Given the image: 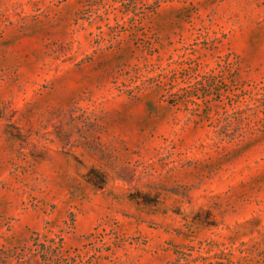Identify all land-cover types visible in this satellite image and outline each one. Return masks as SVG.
Wrapping results in <instances>:
<instances>
[{
	"label": "rangeland",
	"instance_id": "obj_1",
	"mask_svg": "<svg viewBox=\"0 0 264 264\" xmlns=\"http://www.w3.org/2000/svg\"><path fill=\"white\" fill-rule=\"evenodd\" d=\"M0 264H264V0H0Z\"/></svg>",
	"mask_w": 264,
	"mask_h": 264
}]
</instances>
